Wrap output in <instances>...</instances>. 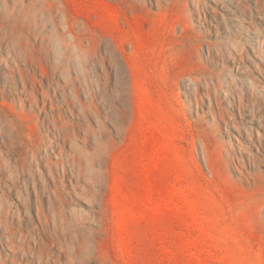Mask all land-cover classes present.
Instances as JSON below:
<instances>
[{
	"label": "rangeland",
	"instance_id": "obj_1",
	"mask_svg": "<svg viewBox=\"0 0 264 264\" xmlns=\"http://www.w3.org/2000/svg\"><path fill=\"white\" fill-rule=\"evenodd\" d=\"M0 157V264H264V0H0Z\"/></svg>",
	"mask_w": 264,
	"mask_h": 264
},
{
	"label": "bare ground",
	"instance_id": "obj_2",
	"mask_svg": "<svg viewBox=\"0 0 264 264\" xmlns=\"http://www.w3.org/2000/svg\"><path fill=\"white\" fill-rule=\"evenodd\" d=\"M70 135V134H69ZM66 136H68L67 135V132L66 131H63L62 132V135H60L59 137H58V142H57V145L58 146H60V142L61 141H63V142H67L68 141V138H66ZM40 141V140H39ZM42 143L41 142H39V143H37V145H41ZM41 149V148H40ZM79 150V149H78ZM12 154H14V155H16L17 157H19L20 158V154H19V151H18V147L16 146V147H12V148H10V150H9ZM74 151H76V148L74 149ZM10 153V154H11ZM69 157H68V160H69V164H70V166H71V168H73V166L75 165V161L78 159V158H80L77 154H75V155H68ZM1 158V157H0ZM40 159L42 160V166L44 165V166H46V170H44V172H41V173H39V176H40V178H39V180H38V184H37V199L38 198H41V197H43L44 196V198H46V199H48V203H50V204H54V207L56 208V206H57V204L59 203V202H65L64 200H65V193H63V192H61V190H60V179L58 178V177H56L55 175V172H54V168H55V166H56V163H53V162H51L50 160H49V158H48V155H47V153L44 151V153L42 152L41 154H40ZM19 160V159H18ZM43 161H45L46 162V164L44 163L43 164ZM16 168V167H15ZM14 168V169H15ZM2 172H4V171H2ZM71 174H72V178H73V180H74V182L76 181V179H75V172L74 171H72L71 172ZM69 175V171L67 172V170L66 169H64V173H63V177H62V179L63 178H67V176ZM11 176V175H10ZM16 184V183H15ZM36 184V183H35ZM8 191V190H7ZM7 191H6V193H7ZM2 196V195H1ZM68 200V199H67ZM39 202H41L40 200H39ZM37 203V201H36V203L37 204H40L41 205V203ZM45 202V201H44ZM68 203H69V201H68ZM28 204H30V203H28ZM50 204H49V206H50ZM52 204V205H53ZM41 207L42 206H40V208L38 209V211H39V216L40 217H42L43 215L42 214H44V213H42L41 214ZM58 208H60V207H58ZM43 209H44V206H43ZM49 209V208H48ZM61 210V209H60ZM52 211V210H51ZM50 211V212H51ZM49 212V213H50ZM53 213V212H52ZM51 213V214H52ZM55 213H56V210H55ZM54 213V214H55ZM59 215V214H58ZM2 216V214H0V217ZM44 216H45V214H44ZM43 216V217H44ZM55 216V215H54ZM57 216V215H56ZM58 217V216H57ZM57 217H56V220H57ZM10 218H11V214H9V215H6V227H7V229H8V231H9V233L11 234H13V233H15L14 232V229H15V226H12V221L10 220ZM14 218V217H13ZM49 218V217H48ZM47 218V219H48ZM8 219V220H7ZM41 220H43V218L41 219ZM2 221V220H1ZM47 221V220H46ZM25 223V222H24ZM24 223H23V226H24ZM20 224V223H19ZM22 224V223H21ZM29 226V225H28ZM48 226V225H47ZM17 227V226H16ZM26 227V226H25ZM1 228V227H0ZM18 228V227H17ZM21 228V227H20ZM29 228V227H28ZM43 228V227H42ZM47 228V227H46ZM3 229V228H2ZM26 230V229H25ZM31 230V229H30ZM37 230V228L35 227L34 229H33V232H35ZM24 231V230H23ZM39 231V230H38ZM42 232H43V230H41ZM29 232V231H28ZM40 232V231H39ZM46 232H48V231H46ZM19 233V232H18ZM25 233V232H24ZM58 233V232H57ZM32 234V233H31ZM38 235H39V233H38ZM45 236H46V234H44ZM54 235V234H53ZM41 236V235H40ZM39 236V237H40ZM41 237H43V236H41ZM28 235L26 236V234L25 235H21V237H20V241H19V243L21 244V247L22 248H24L25 249V245H26V243L29 241L28 239ZM46 238V237H45ZM54 238V237H53ZM58 238V237H57ZM14 238H12V237H10V240L12 241ZM43 239V238H42ZM52 239V238H51ZM57 240V239H56ZM37 241V240H36ZM54 241V240H53ZM40 242L38 241L37 242V249L38 250H41L42 249V247H44L46 244V242L45 243H43V244H39ZM42 243V242H41ZM45 244V245H44ZM45 248V247H44ZM43 250V249H42ZM41 250V252H44V251H42ZM49 250V249H48ZM46 253V252H45ZM44 254V253H43ZM44 256H46V255H44ZM44 258V257H43Z\"/></svg>",
	"mask_w": 264,
	"mask_h": 264
}]
</instances>
